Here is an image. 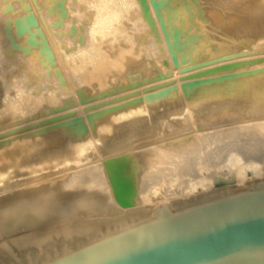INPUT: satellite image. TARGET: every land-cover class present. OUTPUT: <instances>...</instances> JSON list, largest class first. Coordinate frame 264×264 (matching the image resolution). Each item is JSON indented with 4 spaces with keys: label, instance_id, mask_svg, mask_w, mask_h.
Here are the masks:
<instances>
[{
    "label": "bare ground",
    "instance_id": "6f19581e",
    "mask_svg": "<svg viewBox=\"0 0 264 264\" xmlns=\"http://www.w3.org/2000/svg\"><path fill=\"white\" fill-rule=\"evenodd\" d=\"M51 1L34 22L54 80L29 77L36 51L12 56L0 9V236L70 220L65 236L92 237L264 187V0ZM172 66L174 88L78 107Z\"/></svg>",
    "mask_w": 264,
    "mask_h": 264
},
{
    "label": "water",
    "instance_id": "95a60500",
    "mask_svg": "<svg viewBox=\"0 0 264 264\" xmlns=\"http://www.w3.org/2000/svg\"><path fill=\"white\" fill-rule=\"evenodd\" d=\"M48 264H264V187L151 219Z\"/></svg>",
    "mask_w": 264,
    "mask_h": 264
},
{
    "label": "rangeland",
    "instance_id": "374dc122",
    "mask_svg": "<svg viewBox=\"0 0 264 264\" xmlns=\"http://www.w3.org/2000/svg\"><path fill=\"white\" fill-rule=\"evenodd\" d=\"M63 1H65V0L51 1L49 3L51 6L49 4H47V5H49L48 9L51 12L54 10V12H56L54 14H57L58 10H60V4H62ZM35 4H36L35 0H16V1L15 0H0V9L3 11L4 10L8 11V12H4L5 15L8 16V17H6V20L7 19L8 20L7 21L5 20V27H4L5 36H3L2 39H4V38L8 39L7 42L9 43V46L11 45V48L9 47L10 48L9 50L14 51V52L11 51L12 56L13 55L15 56V54L18 55L19 53L21 54V55L19 54V56H21V57L26 56V54L28 56V54H31V53L36 51L35 55H37V57L39 58L38 62L42 59L41 62H39L40 63L39 66L42 69H39L37 71L36 69L31 68L27 71V72H29V77L33 81L38 82L39 80H45V79L54 80L55 73L47 65L48 60L53 58L52 57L53 54L49 53V45L46 44V42L44 40L45 37L43 38L40 34L42 25H40L39 21L34 22V19H37L36 15H35V10H37L36 9L37 7H34ZM45 7H46V5H45ZM32 10H34V11H32ZM31 11H32V13H31ZM50 11H48V12H50ZM148 11H149V9H146L144 11L146 13V15L149 14ZM42 12L43 11H41V9L37 10V13L40 16H41ZM57 16H58V14H57ZM22 22L24 25L22 24ZM58 24H59V22H57V25ZM83 25L86 26L87 23L85 22V23H83ZM21 28H22V30H21ZM80 30H81L80 27H77L76 29H74V32H72L73 33L72 37H77ZM42 38H43V40H42ZM104 38H106V37H104ZM104 42H108V40L104 41ZM25 44H26V46H25ZM27 44H29V47ZM30 45H33V46H30ZM34 47H35V49H34ZM36 47L38 49H42V50H37ZM46 48L48 49V52L46 51L47 50ZM9 50H8V52L10 53ZM29 50H31V51L29 52ZM39 51H40V54H39ZM36 53H38V54H36ZM49 54L51 56L50 59H49ZM41 56H47V57H41ZM172 67L173 68H171V70L167 74L160 76L161 80L159 78H157V80L155 79L156 83L158 81L159 82L161 81L160 84H153V83L148 84L147 83V84L141 85L137 89H133V90H129V91L128 90H122L119 92L108 93L104 96V98L102 100L90 99V100H92L90 102L85 100L83 102L82 106L79 105L78 107L82 108L83 111L85 113H87V112H90V108H93V107L122 106L124 104H128L130 102L140 100L143 95L158 94L159 91H152V90L153 89H159L160 86H163V85H167L168 88L173 86V88H174V87H176V85H175L177 83L176 80H181L184 78V76H182V74H184L185 71L183 72V70L181 71L177 67H174V66H172ZM171 71H173V72L171 73ZM176 75L177 76L179 75L181 77L178 76L179 77L178 78ZM175 76L177 77L176 79L174 78ZM164 79H165V81H164ZM171 79H173V80H171ZM143 92H145V93L142 94ZM78 107H76L78 111L76 110V108L75 109L73 108V111H72L71 110L72 108H70V110L72 112L70 111L71 114H68L67 116H69L71 119H75L77 117H83V113H82L83 111H82V109H79ZM74 110H76L78 112V114L76 111L74 112ZM79 114L81 116H79ZM2 136H4V134ZM20 136H22V134ZM248 176L251 178L252 173L249 172ZM203 201L204 200H202L201 202H203ZM201 202H199V203H201ZM199 203H197V204H199ZM161 206H162V203H159V205L157 207H161ZM180 210H183V208ZM151 216L149 218H145L144 220H141V221L137 219V220H135V223H133L132 220H130L131 223L127 224L126 225L127 227H125V228L112 226L110 229H108L105 227V228H103L102 232L95 233V235H92V237H86L85 235H78L75 233L71 234L69 236H65L64 232H62V230H60V229L62 227L67 226L68 223L70 222V220H68V223H67V221H63L61 224H60V222H58V223L55 222L54 225H52L50 227V229L47 228L48 230L45 229L44 227H43L44 230H40L38 228H31L30 227V228H24V229L12 232L9 235L3 234L2 236H0V264H48V263H50V261H53L57 258L65 256V255L69 254L70 252H73V251L79 250L81 248L87 247L88 245H90L96 241L105 239L108 236L122 232L123 230L128 229V227L129 228L135 227L136 225H140L141 223L144 224L146 221L157 218L156 215L155 216L151 215ZM66 223H67V225H66ZM40 232L43 234V236H45L46 233H48V234H46L47 236H45V237H41L39 240L36 239L34 241L32 239L28 242L21 243V245L17 244V242H20L21 240H25V238L28 239L31 237V235L36 234V233H40ZM18 240H20V241H18Z\"/></svg>",
    "mask_w": 264,
    "mask_h": 264
}]
</instances>
